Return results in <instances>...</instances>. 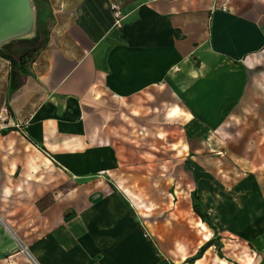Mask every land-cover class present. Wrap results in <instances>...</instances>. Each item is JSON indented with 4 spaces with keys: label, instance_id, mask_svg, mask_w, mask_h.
I'll use <instances>...</instances> for the list:
<instances>
[{
    "label": "crops",
    "instance_id": "1",
    "mask_svg": "<svg viewBox=\"0 0 264 264\" xmlns=\"http://www.w3.org/2000/svg\"><path fill=\"white\" fill-rule=\"evenodd\" d=\"M46 2L48 35L26 73L12 62L10 42L0 44L10 56L0 54V113L8 116L0 122V264H180L193 257L210 226L197 216L196 226H206L199 240L190 228L148 230V180L139 214L138 195L116 170L148 164L149 121L185 115L213 130L245 100L246 70L264 57V0H229L227 11L225 0ZM58 134L61 160L97 175L81 177L71 197L27 172L36 151L48 158L36 139L47 145ZM190 210L192 193L170 212L184 218ZM191 241L182 259H168Z\"/></svg>",
    "mask_w": 264,
    "mask_h": 264
},
{
    "label": "rangeland",
    "instance_id": "2",
    "mask_svg": "<svg viewBox=\"0 0 264 264\" xmlns=\"http://www.w3.org/2000/svg\"><path fill=\"white\" fill-rule=\"evenodd\" d=\"M27 1L34 12L33 29L25 36L4 41L12 43L10 49L14 55L40 46L48 35L46 0ZM262 58L258 69L246 70L245 100L238 108L233 106L223 125L212 130L205 120L197 121L185 115L179 119L166 117L149 121V129H143L148 136V164L116 170L126 178L125 187L138 195L139 203L134 204V212L137 210L139 214L142 210L139 206L141 182L148 180L150 209L142 222L150 231L157 226L187 232L190 228L197 231L198 240L202 239L203 233L196 226L199 218L193 210L186 212L184 218L170 212L179 209L181 201L190 197L194 190L201 195L204 207L211 210L218 226L217 233L208 228L215 243L198 261L190 262L188 258L180 264H222L221 261L264 264V89L258 87L259 79L264 80ZM56 126L53 122L54 131ZM160 132L161 138L158 137ZM60 140L59 134L53 136L47 146L43 140L36 139V148L47 149L48 158H41L36 151L37 155L32 157L35 164L27 172L42 184L51 183L54 193L63 190L71 197L83 182L81 177L97 175L95 172L83 174L62 161L64 153ZM72 142L77 145L78 139ZM174 145L181 149L175 157L171 149ZM52 146L57 149H49ZM189 246L177 255L170 252L168 259H182L193 250L194 242Z\"/></svg>",
    "mask_w": 264,
    "mask_h": 264
},
{
    "label": "bare ground",
    "instance_id": "3",
    "mask_svg": "<svg viewBox=\"0 0 264 264\" xmlns=\"http://www.w3.org/2000/svg\"><path fill=\"white\" fill-rule=\"evenodd\" d=\"M1 5L5 6L4 14L1 15L0 40L25 36L33 29L34 12L26 0H1ZM199 226L206 230L205 224L199 223Z\"/></svg>",
    "mask_w": 264,
    "mask_h": 264
},
{
    "label": "trees",
    "instance_id": "4",
    "mask_svg": "<svg viewBox=\"0 0 264 264\" xmlns=\"http://www.w3.org/2000/svg\"><path fill=\"white\" fill-rule=\"evenodd\" d=\"M11 44L12 43H9V46H11ZM32 51L33 49L23 50L18 55H16V57L12 58V62L15 65H17L19 69L21 70V72L23 73L27 72L26 63L28 61V58L31 56L30 54L32 53ZM0 54L10 57L8 54H5L3 52L2 48H0ZM192 205H193V210L197 214V216H199L203 222L207 223L210 226V228H212L215 231V233H217V228H216L217 226L213 224L210 214L203 208L202 200L197 190H194L192 192ZM214 243H215L214 238H210L207 242L201 245L197 253L193 257L189 258L188 260L190 262H194L198 258L202 257L205 251L209 247H211Z\"/></svg>",
    "mask_w": 264,
    "mask_h": 264
},
{
    "label": "built area",
    "instance_id": "5",
    "mask_svg": "<svg viewBox=\"0 0 264 264\" xmlns=\"http://www.w3.org/2000/svg\"><path fill=\"white\" fill-rule=\"evenodd\" d=\"M227 3H229V0H225V3L221 7L225 11L228 10V4ZM112 11H113V15L115 18L114 25L121 27L122 20H123L125 15L122 13L121 7L117 2L112 4ZM7 118H8L7 114L0 113V122H4L5 120H7ZM146 235H148V233ZM26 251L28 252L27 249H26Z\"/></svg>",
    "mask_w": 264,
    "mask_h": 264
},
{
    "label": "water",
    "instance_id": "6",
    "mask_svg": "<svg viewBox=\"0 0 264 264\" xmlns=\"http://www.w3.org/2000/svg\"><path fill=\"white\" fill-rule=\"evenodd\" d=\"M12 1V0H11ZM13 2H14V0H13ZM26 2H27V5H28V1L26 0ZM5 5H1V0H0V24H1V22H2V18H1V15H3L4 14V7ZM29 6V5H28ZM18 37H20V36H18ZM6 39H8V38H6ZM6 39H4V41L6 40ZM4 41L3 40H0V44H2V43H4Z\"/></svg>",
    "mask_w": 264,
    "mask_h": 264
}]
</instances>
